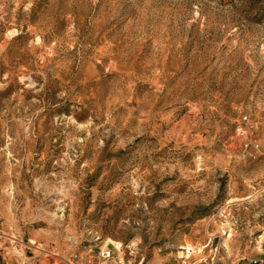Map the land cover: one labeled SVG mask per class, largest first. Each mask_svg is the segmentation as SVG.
I'll return each mask as SVG.
<instances>
[{
    "label": "rangeland",
    "instance_id": "obj_1",
    "mask_svg": "<svg viewBox=\"0 0 264 264\" xmlns=\"http://www.w3.org/2000/svg\"><path fill=\"white\" fill-rule=\"evenodd\" d=\"M0 264H264V0H0Z\"/></svg>",
    "mask_w": 264,
    "mask_h": 264
},
{
    "label": "built area",
    "instance_id": "obj_2",
    "mask_svg": "<svg viewBox=\"0 0 264 264\" xmlns=\"http://www.w3.org/2000/svg\"><path fill=\"white\" fill-rule=\"evenodd\" d=\"M100 255L104 259L110 258V257H112V250L109 248L108 249L104 248L101 250Z\"/></svg>",
    "mask_w": 264,
    "mask_h": 264
}]
</instances>
